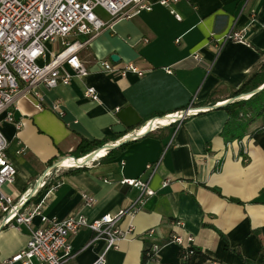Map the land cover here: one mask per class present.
<instances>
[{"label": "crops", "instance_id": "crops-1", "mask_svg": "<svg viewBox=\"0 0 264 264\" xmlns=\"http://www.w3.org/2000/svg\"><path fill=\"white\" fill-rule=\"evenodd\" d=\"M151 2V11L118 21L80 50L89 75L53 89L38 86L43 108L37 107V99L17 97L15 117L22 127L3 124L8 155L17 168L14 183L5 190L18 202L26 199L52 163L84 154L78 150L83 139L110 145L128 137L139 128L113 132L121 109L131 107L142 127L192 107L200 112L180 125L154 128L155 135L130 141L112 159L102 160L106 152L72 174L67 170L82 166L53 169L27 207L40 204V212L50 219L73 212L96 219L116 214L139 198L140 191L122 180L141 179L155 194L144 197L136 213L122 220L121 227L132 225L134 232L105 253L106 264H180L174 235L192 236L218 264H264V111L241 138L232 133L227 139L222 131L228 113L213 108L232 102V93L264 63V0H180L173 9L182 20L160 0ZM232 28L243 31L245 42H223ZM113 54L119 61L112 60ZM100 61L111 62L117 71H104ZM127 63L136 64L143 74L122 76L119 69ZM90 86L99 100L85 96ZM55 103L61 105L62 115L52 109ZM157 162L155 172L147 167ZM82 193L97 202L85 206ZM41 226L39 215L31 227L19 228L4 225L0 216V259L23 250ZM151 229L154 236L147 235ZM93 237L86 227L72 236L74 256L67 264H92L104 254L106 241L92 244ZM155 243L161 245L158 252L144 260Z\"/></svg>", "mask_w": 264, "mask_h": 264}, {"label": "built area", "instance_id": "built-area-1", "mask_svg": "<svg viewBox=\"0 0 264 264\" xmlns=\"http://www.w3.org/2000/svg\"><path fill=\"white\" fill-rule=\"evenodd\" d=\"M179 1L160 0V4L170 8L171 13L178 20H182V16L173 9V4ZM99 8L108 15L107 20L97 14L96 10ZM152 9L151 0H0V216L4 219V225L17 228L21 225L31 227L36 215L42 221V226L33 230L26 247L9 258L0 259V264H67L74 256L71 238L85 227L94 233L92 244L100 239L106 241L104 254L92 264H106L105 253L117 248L120 241L128 239L134 232L132 225L123 229L120 225L122 220L136 213L144 197L155 194L148 183L141 179L122 180L123 184L140 191L139 198L116 214H106L96 219H89L80 212L70 213L63 219H50L40 212V204L35 208L27 207L28 205L23 207L27 198L18 202L5 190L6 186L14 183L17 168L8 155L9 141L3 132V124L8 122L17 129L21 128L22 120L15 117L19 95L30 100L37 99V107L43 108L44 97L38 86L53 89L60 85H69L74 77L89 75V69L79 56L80 50L93 37L114 27L118 21L133 18L142 11ZM230 40L245 42V35L242 30L232 28L223 37V42ZM195 58L201 59L199 55H195ZM99 64L106 72L117 71L109 61H100ZM119 72L122 76H126L128 72L143 74L134 63L125 64ZM85 96L94 101L99 100L98 92L93 86L86 89ZM51 107L58 115H62L59 103ZM199 112V109L189 107L165 115L162 117L164 123L155 118L130 135L145 134L150 127L153 130L168 123L180 125ZM105 153L106 151L103 154ZM103 154L98 153L94 158ZM69 159L70 164L65 165V161ZM69 159L62 161L57 168L82 166L76 164L72 158ZM147 167L154 168L155 172L159 162ZM44 185L45 182L42 181L40 186ZM82 199L87 207L97 202L96 197L88 193H82ZM178 224L180 222L175 223ZM154 234V229L147 232L148 236ZM171 240L184 246L194 242L192 236L184 239L174 235ZM160 247L159 243H155L152 247L153 253L156 254Z\"/></svg>", "mask_w": 264, "mask_h": 264}, {"label": "trees", "instance_id": "trees-1", "mask_svg": "<svg viewBox=\"0 0 264 264\" xmlns=\"http://www.w3.org/2000/svg\"><path fill=\"white\" fill-rule=\"evenodd\" d=\"M262 86H264V63L260 66V68L256 72H254L249 77V79L242 85L241 88L235 90L232 93L231 98H236L242 94H248L252 92L253 90L259 87H262ZM209 102H213L212 106L216 104L212 97H210ZM219 108L224 109L228 113V120L223 128L222 135L226 136L228 139L232 133H235L233 137L241 138L242 131L245 130V127L249 125L252 119L262 114V112L264 111V88L261 91L253 94L248 99L244 98V99H238L232 102H228L227 104ZM163 116L164 115H162L161 117ZM171 125L173 124L168 123V124L162 125V129L169 127ZM138 128H141V126ZM153 133L154 132L151 131V132H148L147 135H150ZM123 136L124 135H122L120 138H122ZM128 143L129 142L122 144L117 149H112V150L107 151V154L105 155V157L102 158V160H109V159L114 158L116 156V153L119 150H123ZM106 144L107 143L101 144L99 141L90 143L83 139L79 145L78 150L80 151L84 150L82 151L84 154L80 153L81 154L80 156H76V155L75 156L79 159H84L87 155L96 151L97 149L104 147ZM78 150H76L75 152H77ZM85 169L86 168L82 166L76 169H69L67 170V173L72 174V173H76L78 171L85 170ZM213 190L216 191L219 195H221V192L218 189L213 188ZM230 200L237 202V203H241V201L236 200V199H230ZM153 256H154V253L152 249H150L149 251H146L144 255V260L148 258L150 259ZM180 258H181V264H216L217 263L210 256H208L204 251L198 248L194 244V242L188 243L185 246L180 245Z\"/></svg>", "mask_w": 264, "mask_h": 264}, {"label": "water", "instance_id": "water-1", "mask_svg": "<svg viewBox=\"0 0 264 264\" xmlns=\"http://www.w3.org/2000/svg\"><path fill=\"white\" fill-rule=\"evenodd\" d=\"M111 58L114 62L119 61V59H120V57L116 54H113ZM263 88H264V86L259 87L255 90H253L251 92V94H255V93L261 91ZM246 96H247V94H242L236 98H232V100L235 101L238 99H244V98H246ZM227 103H225V104H227ZM222 106L223 105L221 104V105L215 106L213 108H219ZM116 116L119 120L118 124L113 128V132L116 134L126 133L128 130H131V129L133 130L134 128L140 127V125H141V118L135 113V111L131 107H126L124 109L119 110L116 113ZM150 131H151V127L145 134H147ZM145 134L130 135V136L126 137L125 139H123L122 141H120L119 143H113L110 145H106V146H104L100 149H97L96 151L90 153L82 161H79V159L75 158L74 156H70V157L74 160V162L76 164L83 166L86 163H88L90 160H92L95 157V155L98 154L101 150H104L107 152L109 150H112V149H115V148L121 146L124 143L130 142V141L137 139V138H140V137L144 136ZM61 164H62V160H59V161H56L55 163H53L52 165H50L46 169L45 173L38 180L37 188L33 192H31L30 195L27 197L26 201L24 202L23 207L26 206L34 198L38 187L40 186V184L44 180L47 173L52 171L53 169L57 168Z\"/></svg>", "mask_w": 264, "mask_h": 264}, {"label": "rangeland", "instance_id": "rangeland-1", "mask_svg": "<svg viewBox=\"0 0 264 264\" xmlns=\"http://www.w3.org/2000/svg\"><path fill=\"white\" fill-rule=\"evenodd\" d=\"M96 12H97V14H98L100 17H102L103 19H107V16H106L104 10H102L101 8L97 9ZM87 37H90V35L87 36Z\"/></svg>", "mask_w": 264, "mask_h": 264}, {"label": "bare ground", "instance_id": "bare-ground-1", "mask_svg": "<svg viewBox=\"0 0 264 264\" xmlns=\"http://www.w3.org/2000/svg\"><path fill=\"white\" fill-rule=\"evenodd\" d=\"M158 121L160 122V123H164V119L163 118H158ZM105 151L104 150H101L99 153H101V154H103ZM70 163H65V165H69Z\"/></svg>", "mask_w": 264, "mask_h": 264}]
</instances>
